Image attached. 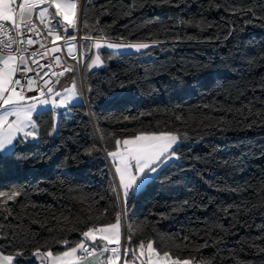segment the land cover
I'll use <instances>...</instances> for the list:
<instances>
[{
    "label": "trees",
    "instance_id": "obj_1",
    "mask_svg": "<svg viewBox=\"0 0 264 264\" xmlns=\"http://www.w3.org/2000/svg\"><path fill=\"white\" fill-rule=\"evenodd\" d=\"M81 33L153 46L84 74L87 103L40 112L38 139L0 160V251L38 264L114 222L115 140L172 132L180 158L128 199L131 245L264 264V0H84Z\"/></svg>",
    "mask_w": 264,
    "mask_h": 264
},
{
    "label": "snow or ice",
    "instance_id": "obj_2",
    "mask_svg": "<svg viewBox=\"0 0 264 264\" xmlns=\"http://www.w3.org/2000/svg\"><path fill=\"white\" fill-rule=\"evenodd\" d=\"M83 26L87 29V24ZM69 27L73 29L71 35L68 34ZM77 28L76 0H0V35L4 37L0 39V45L3 46L0 48V109H3V114L0 115V160L15 155L16 145L27 141L29 137L36 138V132L33 130L35 129L33 113L37 104L33 101H38L41 106L52 104L53 107H68L65 98L57 101L54 98L40 99V97H62V92L54 90L52 84H58L59 77L65 72L74 71L72 66L65 64L63 71L53 72L52 75L57 77L55 81L40 77L44 87L34 88L36 80L25 76L26 73L33 72L39 76L40 72L37 69H52L53 64L61 65V57L55 55L62 52V47L57 42L65 41L68 56L77 63L85 59L91 60V63L85 64L89 69L102 63L98 55L92 59L87 52H81L80 58H77L75 53ZM81 39L87 41L92 37L84 35ZM37 44L39 49L30 51V46ZM103 46L99 40L94 45L96 49ZM150 46L147 43L107 45L108 48L127 47L136 51ZM82 47L90 50L91 46ZM5 50L7 54L3 55ZM41 59H46L48 62L41 64L39 62ZM44 75L47 76L48 73L45 72ZM22 80H26L27 91H36L38 95L27 96ZM75 87L73 84L72 92H75ZM11 116H14L15 120L9 122L8 118ZM179 140L180 136L172 132L146 131L124 139H116V150L108 152L107 155L112 158L114 171L118 174V182L122 188L118 199L126 204L130 193L134 195L139 191L168 161L179 159L177 155ZM4 195L6 193L0 192V196ZM19 195V192L13 191L8 199H15ZM81 235L84 239L73 246H68V241L64 240L66 250L59 254L54 255L53 251L46 249L43 259L49 260L50 264H87L88 258L96 256L97 253L100 255L110 253L105 256V264H120L122 253L123 264H137V261L139 264H192L190 259L172 258L167 251L161 256L151 241L146 245L147 259H141L145 257L143 242H138L140 251L137 256L135 248L130 246L131 234L127 236L123 234L122 213L119 208L115 213L114 222L102 226L93 225ZM109 245L115 246L109 247ZM23 258V251L14 254H4L0 251V264H14V262L19 264Z\"/></svg>",
    "mask_w": 264,
    "mask_h": 264
},
{
    "label": "rangeland",
    "instance_id": "obj_3",
    "mask_svg": "<svg viewBox=\"0 0 264 264\" xmlns=\"http://www.w3.org/2000/svg\"><path fill=\"white\" fill-rule=\"evenodd\" d=\"M103 47L96 49L94 45L92 46L91 43L87 44L90 47L89 49L84 48V52H87L92 59H95V57L98 55L100 57V60L102 63H99L97 66L92 67L91 69L84 67L83 71V76H81L80 69L77 63L73 61H68V65L72 66L74 68V71L71 72H65V74L61 77H59V83L54 87V90H59L62 92V97H52V96H46V97H40V99H56L59 101L61 98H65V103L68 104V107H53L52 104H49L47 106H41L43 107L44 111H53L55 115L58 116V121L60 119V115L64 114L65 112L69 111V107L72 105H77L80 104L82 99H86V89L84 85V74L88 75L90 72H93L97 69H103L107 67L111 62H116L118 61V56L121 54H126V53H141L144 52L146 49H141L140 51H136L135 49L132 48H127V47H121L119 49L117 48H108V44H121V45H127L131 43H114V42H101L99 41ZM153 46V45H151ZM150 46V47H151ZM104 52L110 53L111 57L108 59H105L104 57ZM91 63V60L85 59V64ZM75 84V92L71 91L72 85ZM69 90V91H65ZM33 103H39L38 101H33ZM179 136V135H178ZM183 138L180 137V140L178 141V146L183 142ZM173 161V160H171ZM170 161V162H171ZM169 162V163H170ZM113 173V172H112ZM114 178V176H113Z\"/></svg>",
    "mask_w": 264,
    "mask_h": 264
},
{
    "label": "built area",
    "instance_id": "obj_4",
    "mask_svg": "<svg viewBox=\"0 0 264 264\" xmlns=\"http://www.w3.org/2000/svg\"><path fill=\"white\" fill-rule=\"evenodd\" d=\"M76 2H77L78 28L76 30L77 40L75 41V43L77 44V48L75 50V53H76L78 59L80 58L81 52H84V47H82L83 45H87V44L91 43V45L93 46L97 42V40H99L101 42H114V43H123L124 42L122 40H117V39H107L105 37L92 38L91 40H87V41L81 39V37L83 36L82 33H81V29H82L81 13L83 12L84 2H83V0H76ZM50 11H52V10L50 9ZM72 33H73V29L71 27H69L68 34L71 35ZM0 39H4V37L2 35H0ZM45 43H48V42L45 41ZM57 44L62 47V52L55 54V55H59L61 57V65L60 66H56L55 64H53L52 69H47V68H45L43 70L37 69V71L40 72L39 76H37L35 72L26 73L25 74L26 77H30V78H33V79L36 80L37 83L33 86L34 88L35 87H44L43 81L40 79V77H43V79H45V80L55 81L57 79V77L52 75L53 72L63 71V66L65 64L68 65V61H73V62L77 63V61L72 60L68 56V49L65 46V41L64 40L57 42ZM2 47L3 46L0 45V48H2ZM13 47H15V45ZM36 49H39V45L38 44L30 46V51L31 50H36ZM4 54H7V50L4 51ZM39 62L41 64H45V63L48 62V60L41 59ZM77 64L79 66L81 76H83L85 60H81V62H79ZM33 67H35V66L33 65ZM45 72L48 73L47 76L44 75ZM17 75L19 76V73ZM21 83L23 85H25V92H26L27 96L31 97V96H37L38 95V93L36 91H27L26 80H22ZM56 85L57 84L54 83V84H52V87L54 88ZM124 236H126V230H125V235ZM123 245H124V242H123ZM109 247H114V246H109ZM144 259H147V257L144 258ZM192 264H206V263H204L203 261H200V260H195V261H192Z\"/></svg>",
    "mask_w": 264,
    "mask_h": 264
},
{
    "label": "crops",
    "instance_id": "obj_5",
    "mask_svg": "<svg viewBox=\"0 0 264 264\" xmlns=\"http://www.w3.org/2000/svg\"><path fill=\"white\" fill-rule=\"evenodd\" d=\"M34 19H35V15H34ZM3 55H6V54H4L3 53ZM81 101H83V99L81 100ZM37 104V108H36V111L33 113V122H34V124H35V129H33L35 132H36V138H35V140L36 139H38V137H39V133H40V131H39V128H38V126H37V124H36V120H35V118H36V116L40 113V112H42V111H44V109H43V107H41V105L39 104V103H36ZM3 114V109H0V115H2ZM54 114V121H55V124H57V122H58V116L57 115H55V113H53ZM9 119V122H11L12 120H15V117L14 116H11V117H9L8 118ZM30 139H33V138H31V137H29L27 140H30ZM107 160H108V163H109V166H110V168H111V171L113 172L112 174H113V176H114V183H115V189H116V193H117V195L119 196V194L122 192V188H121V186L119 185V177H118V174H115V171H114V169H115V165L112 163V158L111 157H109L108 155H107ZM177 159H174L173 161H176ZM173 161H171V162H173ZM169 162L170 161H168L167 162V164L166 165H168L169 164ZM170 162V163H171ZM165 165V166H166ZM164 166H162V168H163ZM161 168V169H162ZM160 171V170H159ZM158 171V172H159ZM157 172V173H158ZM156 173V174H157ZM155 174V175H156ZM154 175V176H155ZM149 182V181H148ZM147 182V183H148ZM147 183H145L140 189H139V191L142 189V188H144L145 187V185L147 184ZM138 191H136L135 193H137ZM130 195H131V193H130ZM130 195H129V197H130ZM129 197H128V199H129ZM128 199H127V202H128ZM119 201H120V204H121V207H122V210H123V212H122V231H123V234L125 235V230L127 229V213H126V205H127V203L125 204L122 200H120L119 199ZM84 239V238H83ZM98 242H99V239H98ZM123 242H124V240L122 239V245H123ZM146 245H147V243L145 244V257H142L141 259H144V258H146V257H148V253H147V248H146ZM109 246H115V245H109ZM132 248H135V250H136V255L138 256L139 255V251H140V249H139V247L138 246H133V245H130ZM43 254L44 253H36L35 255H34V257H33V259L38 263V264H50V261L49 260H45V259H43ZM108 255H110V253H106V254H104V255H100L99 253H97V255L96 256H93V257H90V258H88V262H87V264H105V256H108ZM121 256H122V258H121V261H120V264H123V255H122V253H121ZM162 256V255H161ZM137 264H139V261H137Z\"/></svg>",
    "mask_w": 264,
    "mask_h": 264
},
{
    "label": "water",
    "instance_id": "obj_6",
    "mask_svg": "<svg viewBox=\"0 0 264 264\" xmlns=\"http://www.w3.org/2000/svg\"><path fill=\"white\" fill-rule=\"evenodd\" d=\"M83 2H84V0H83ZM81 22H82V13H81ZM150 58H151V55H148L147 56V59H150ZM85 102L87 103V98L85 99ZM29 141L32 142V143H34L35 142V139H30Z\"/></svg>",
    "mask_w": 264,
    "mask_h": 264
}]
</instances>
